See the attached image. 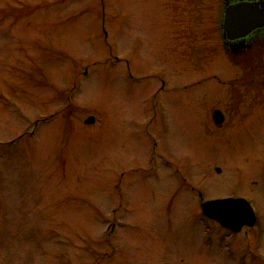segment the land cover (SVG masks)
<instances>
[{
	"label": "rangeland",
	"instance_id": "1",
	"mask_svg": "<svg viewBox=\"0 0 264 264\" xmlns=\"http://www.w3.org/2000/svg\"><path fill=\"white\" fill-rule=\"evenodd\" d=\"M217 13L180 39L161 0H0V264H264L177 190L217 197L264 158V102L251 124L210 78L238 71ZM215 107L221 130L200 121Z\"/></svg>",
	"mask_w": 264,
	"mask_h": 264
},
{
	"label": "flooded vegetation",
	"instance_id": "2",
	"mask_svg": "<svg viewBox=\"0 0 264 264\" xmlns=\"http://www.w3.org/2000/svg\"><path fill=\"white\" fill-rule=\"evenodd\" d=\"M206 1L207 0H161L163 9H165L167 12V20L170 21V24L172 25L170 33L174 37L177 36V38L179 37L180 39L183 37L190 39L191 37H197L200 35L201 21L203 18L204 8L206 7ZM240 1L250 2L254 5H257L264 13V0H218L217 30L220 40V48L218 47V51L220 52L221 57L224 58L231 67L234 66L236 69H238V71H236L237 73L233 75H230L231 73L227 71L226 74H224V72L212 73L210 78L216 80L220 86H232L231 88L227 87V89L233 90V87H235V89L236 87H239V89H236V97L230 95V105H250V112L248 115H246V119L252 124L255 121V117H252L251 113L256 107L262 105L264 102V24L262 26L253 28L242 36L230 38L223 23L224 12L228 5L235 4ZM222 58L220 59L222 60ZM130 76H132L131 73ZM163 88H165L164 83L162 89ZM159 91L160 90H155L153 93L151 98V103L153 105L157 100ZM163 107L164 103L161 102V108ZM148 108H146V106L144 107L145 112L148 110ZM215 109H220L222 111L221 123H216L213 119V112ZM226 111V108L224 109L222 107H215L208 114H203V118L201 120H198L205 122L208 121L207 126H209L208 123L211 121L216 128L221 130L228 117V113ZM259 113L261 114V112ZM162 116L165 115L163 114ZM208 116L209 118H207ZM249 126L250 123H248L246 128L242 129V131L250 130ZM208 129L209 127L207 129L204 127L203 131L207 132ZM222 131L226 133L232 132V130L226 129H223ZM219 151L220 150L216 152ZM257 162L258 161L255 162L256 166L252 167L247 173L244 183L231 185L229 187L231 192L229 191L225 194H217V197H207L202 189H199L196 185L191 184L185 176H181L182 182L178 184L177 190L188 189L193 195L198 196L200 204V216L202 217L205 224L208 222L214 223L226 233L227 237L233 236L235 234H246L248 238L250 236V240L248 239V242L250 244H254L257 248H260L261 246L264 247V241H261L262 236H264V215L257 210L254 202L248 198L249 195H255L256 197L257 195H264V158L261 164H259L260 162ZM167 164L170 166L169 161ZM215 171L220 173V167L217 166ZM254 175L256 176L254 177ZM252 176L254 178H252ZM242 185L244 186L242 187ZM245 188L246 190L250 189L249 194L246 193ZM170 190L171 195L175 194L176 190L174 187H171ZM226 197H242L246 198L251 203L254 210V219L251 225L242 227L239 232H233L229 228L221 226L216 220L211 219L202 213V203L208 200Z\"/></svg>",
	"mask_w": 264,
	"mask_h": 264
},
{
	"label": "water",
	"instance_id": "3",
	"mask_svg": "<svg viewBox=\"0 0 264 264\" xmlns=\"http://www.w3.org/2000/svg\"><path fill=\"white\" fill-rule=\"evenodd\" d=\"M264 24V13L257 6L249 2L241 1L229 5L225 10L224 26L229 37L242 36L255 27ZM213 119L216 123L222 122V113L219 109L214 110ZM84 122H94V116H88ZM203 212L216 219L223 226L234 231L241 229L243 225H251L254 213L249 203L242 198H225L207 201L201 205Z\"/></svg>",
	"mask_w": 264,
	"mask_h": 264
}]
</instances>
